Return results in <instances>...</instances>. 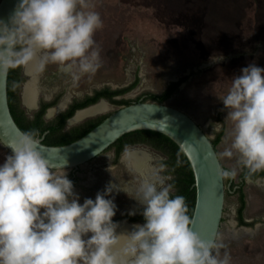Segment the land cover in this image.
I'll return each instance as SVG.
<instances>
[{"label":"clouds","instance_id":"clouds-1","mask_svg":"<svg viewBox=\"0 0 264 264\" xmlns=\"http://www.w3.org/2000/svg\"><path fill=\"white\" fill-rule=\"evenodd\" d=\"M102 28L88 0H18L8 22L0 20V72L51 63L78 81L101 67L94 36ZM221 101L233 127L217 159L235 158L249 178L264 172V67L241 68ZM8 148L0 161V264H230L220 256L223 244L192 229L185 197L173 194L163 166L142 178L134 195L110 181L81 203L67 160L54 166L38 131L22 132ZM218 172L235 178L237 168ZM120 191L137 205L127 215L143 223L118 231Z\"/></svg>","mask_w":264,"mask_h":264},{"label":"rangeland","instance_id":"rangeland-1","mask_svg":"<svg viewBox=\"0 0 264 264\" xmlns=\"http://www.w3.org/2000/svg\"><path fill=\"white\" fill-rule=\"evenodd\" d=\"M88 3L90 10L97 11L103 20V28L94 36L101 67L94 74L82 75L78 81H73L70 74L55 64L39 68L34 80L37 104L58 99L56 112L45 115L46 121L63 111L71 100L94 89H122L137 79L135 86L120 97L131 100L147 92L161 94L169 83L186 78L164 103L188 113L211 140L223 126L224 133L216 146L218 154L223 151L233 124L226 118L221 100L241 68L249 63L264 67V0H88ZM219 55L224 59L212 63ZM24 68L22 65L25 84L29 78ZM118 107L108 102L105 111L92 117ZM133 148L136 147L126 148L123 154L139 150ZM8 153L0 145V161ZM145 153L149 159H144L141 167L134 168L127 159L114 164L111 152L98 165L76 174L74 190L81 203L84 198L94 199L110 181L134 195L140 180L161 166L160 174L170 179L161 164L164 156L150 148ZM125 162L141 174H136ZM220 162L226 169L237 168L233 178V183H237L242 168L237 166L236 159L224 158ZM258 180L262 186H258ZM243 192V220L247 225L236 220L237 195L225 193V216L218 239L223 244L220 256L227 254L230 264H264V179H246ZM114 195L118 206L113 218L116 221L137 205L123 191Z\"/></svg>","mask_w":264,"mask_h":264},{"label":"water","instance_id":"water-1","mask_svg":"<svg viewBox=\"0 0 264 264\" xmlns=\"http://www.w3.org/2000/svg\"><path fill=\"white\" fill-rule=\"evenodd\" d=\"M17 3L18 0H0V20L7 23ZM7 78L8 71L0 72V145L10 152L8 145L23 131L10 112ZM23 85L22 82L20 88ZM21 92L19 91L21 106L26 112L31 113L32 110H28L22 104ZM36 107L37 97L33 110ZM138 130H150L166 136L183 153L190 166L195 189L191 227L201 239L218 241L225 216V193H233L236 187L230 188L233 178L225 184L218 169H227L223 167L220 159H217L216 147L203 128L183 110L164 102L140 99L119 106L86 134L68 144L58 146L43 144L44 133L39 137L40 149L54 166H59L67 160L68 175L69 171L80 167L78 174L105 159L112 151H104L120 137ZM122 223L126 226L134 224L125 220Z\"/></svg>","mask_w":264,"mask_h":264},{"label":"trees","instance_id":"trees-1","mask_svg":"<svg viewBox=\"0 0 264 264\" xmlns=\"http://www.w3.org/2000/svg\"><path fill=\"white\" fill-rule=\"evenodd\" d=\"M22 66V65H21ZM21 66H17L15 68L8 70V78H7V97H8V105L10 108V112L19 126V128L23 132L36 130L39 132V136L44 135L42 140L43 144L51 145V146H58L68 144L79 137L86 134L90 129L96 126L99 122H101L108 114L102 115L98 118L88 119L82 124L78 126H74L69 130H63L64 120L71 116L73 111L76 108H82L87 106L88 104H92L97 102L100 97L107 98L111 103L117 104L119 106H125L130 104L132 101H137L139 97L146 95L144 100H152L155 102H164L173 92L181 82H184L186 78H182L177 82H172L170 85L166 87L164 92L161 94H155L151 92H147L142 94L141 96L136 97L135 99H121V100H114L112 99L113 96L125 93L129 91L131 88L135 86L137 83V79L134 80L129 86L124 87L122 89H110L105 87L103 89L95 90L92 96H88L83 101L73 102L67 110L61 112L56 118L45 122L41 116L44 113L45 109L48 107L53 106L56 103L57 97L51 101H42L41 102V109L35 113L33 119H29L24 115V110L20 107V99H19V91L21 84L23 82V77L21 75ZM224 133V127H221V130L215 134L214 139H212V143L214 147L221 141V137ZM130 136H137V138L131 140L128 139ZM145 142L152 146L153 148L159 150L163 156H166L162 162L167 166L166 172L172 175L170 179V183L174 185V195H182L185 197L186 203L188 205V214L191 217L194 207L195 201V189L193 187V175L190 169V166L180 151V149L166 136L150 131V130H138L134 132L127 133L120 137L116 142H114L111 146H109L106 150H109L113 147H116V152L119 153L123 146L132 143V142ZM249 178L248 172L246 169L242 168L240 173L239 182L230 184V188L233 189L234 185L236 189L234 192L237 195V199L239 202V206L236 210V220L240 225H247L246 221L243 220V211L245 208V196L243 192V184L245 179ZM256 178H264V172H259L251 176L252 180ZM229 181V178H224ZM132 220V219H130ZM143 222V219H141Z\"/></svg>","mask_w":264,"mask_h":264},{"label":"flooded vegetation","instance_id":"flooded-vegetation-1","mask_svg":"<svg viewBox=\"0 0 264 264\" xmlns=\"http://www.w3.org/2000/svg\"><path fill=\"white\" fill-rule=\"evenodd\" d=\"M22 67V66H21ZM21 72V71H20ZM178 81V80H177ZM177 81H175V82H177ZM174 82V81H173ZM182 83V82H181ZM171 83H169L168 85H170ZM103 88H105V87H103ZM103 88H101V89H103ZM95 90H99V89H94V90H92L90 93H88L87 95H84V96H82L81 98H78V99H75V100H71L70 101V103L65 107V109H63V111H65V110H67L68 109V107L71 105V104H74L73 102H80V101H83V100H85L88 96H92L93 94H94V92H95ZM19 93V92H18ZM126 93V92H125ZM124 93H122V94H118V95H115V96H113V98L112 99H114V100H121L120 99V97L123 95ZM37 95V94H36ZM145 96L146 95H143V96H141V97H139V99L138 100H140V99H142V100H144V98H145ZM19 99H20V96H19ZM53 100V99H52ZM58 100V99H57ZM57 100H56V103H57ZM101 100H104L105 102H106V104L109 102V103H111L107 98H105V97H100L98 100H97V102H95V103H92V104H88L87 106H84V107H82V108H76L74 111H73V113L71 114V116H69L68 118H66L65 120H64V125H63V130H66V129H68L69 130V128L70 127H68V125H71V124H74L75 123V125L74 126H78V125H80V124H82L83 122H85L86 120H90V119H94V118H98V117H100V116H102V115H100V116H98V117H92L93 115H96V114H98V113H101V112H103V111H97V112H95V113H92V114H87V115H85L84 117H82L81 119H79V120H74L73 121V118H75V116H76V114H77V112H81V111H84V110H86L85 108H89L90 106L92 107V106H94L95 104L97 105V103L99 104L100 103V101ZM137 100V101H138ZM51 101V100H50ZM41 102L42 101H39L38 102V104H37V107L35 108V110H32V112L31 113H28V112H26L25 111V109L21 106V103H20V107L24 110V115L26 116V117H28L29 119H33L34 118V115H35V113L36 112H38L40 109H41ZM132 102H134V101H132ZM56 103L53 105V106H51V107H48V108H46L45 109V111H44V113L42 114V116H41V118L45 121V122H48V121H50V120H52V119H54V118H56L61 112H63V111H60L59 113H57L56 115H54L53 116V118H51V119H49L48 121H46V119H45V115L48 117V116H50L51 114H53V113H55V112H50L52 109H54V108H56V107H54L55 105H56ZM53 107V108H52ZM49 109V110H48ZM84 109V110H83ZM47 110H48V112H47ZM57 110V109H56ZM111 113V112H110ZM110 113H107V114H110ZM77 122V123H76ZM78 124V125H77ZM44 134V133H43ZM45 134H46V132H45ZM44 134V135H45ZM42 136V135H41ZM41 136H39V137H41ZM135 138H137V136H130V138H128V139H131V140H133V139H135ZM137 146H139V148L137 147ZM130 147V149H131V147H136V148H133V150L134 149H139V150H143V151H147V149L148 148H150V149H153V150H155V151H158V152H160L159 150H157V149H155V148H153L152 146H150L149 144H147V143H145V142H140V141H136V142H130V143H128V144H126V145H124L123 146V148H122V150L119 152V153H117L116 152V147H113V148H111V149H109V150H111L112 152H113V159H114V164H117L118 162H120V161H122L124 158V155L125 154H123V153H125L124 151H125V149L126 148H129ZM141 147V148H140ZM109 150H106V151H104V152H107V151H109ZM103 152V153H104ZM161 153V152H160ZM161 155H163L162 153H161ZM164 158L166 159V156H164ZM164 160V159H163ZM126 163V162H125ZM127 164V163H126ZM161 164H163V162L161 161ZM128 165V164H127ZM164 166H165V164H163ZM128 167H130V168H132L133 170H134V172L136 173V174H141L140 173V171H137V170H135L134 168H137V165L136 166H129L128 165ZM80 168V167H79ZM79 168H77V169H75V170H72V171H69L70 172V180H72L73 182H74V180H76V174H77V171L79 170ZM165 170H167V166H165ZM145 170L143 169V171L142 172H144ZM166 172V171H165ZM166 174L167 175H169L170 176V179L172 178V175L171 174H169V173H167L166 172ZM170 179H169V181H168V183H170ZM246 179H248V178H246ZM245 179V180H246ZM264 179V178H263ZM240 181V180H239ZM238 181V182H239ZM233 187H236L235 185L233 186ZM175 190V189H174ZM130 219H132V220H130ZM141 219H143V217L141 216V215H139V214H137V215H135V216H129V215H127V214H123L122 216L120 215L119 217H118V220H116V222H119L122 226H124V227H126L123 223H121L123 220H125V221H127V222H130V223H136V222H139V223H143V222H141L142 220Z\"/></svg>","mask_w":264,"mask_h":264},{"label":"bare ground","instance_id":"bare-ground-1","mask_svg":"<svg viewBox=\"0 0 264 264\" xmlns=\"http://www.w3.org/2000/svg\"><path fill=\"white\" fill-rule=\"evenodd\" d=\"M39 69L38 64L33 63L28 66H25L24 68V74L29 78L28 81L23 85L22 92H21V99H22V104L28 109L31 110L32 107H34L33 100L35 99V96L37 94V89L34 86V80L37 76V70ZM40 70V69H39ZM57 108V107H56ZM56 108L52 109L50 112H55ZM107 109V104L105 101H100V103L97 105L95 104L94 106H90L89 108H86L84 111H79L77 112L74 120H79L82 117H84L87 114H92L97 111H105ZM124 159H127L131 161V164L133 166H140L141 164L144 163V159H149V156L145 152H141L139 150H134L129 152L127 155H125ZM123 229H129L126 227H121L118 229V231L123 230Z\"/></svg>","mask_w":264,"mask_h":264}]
</instances>
